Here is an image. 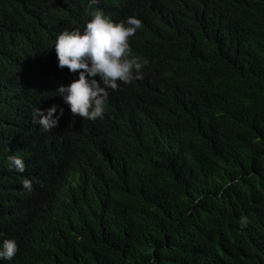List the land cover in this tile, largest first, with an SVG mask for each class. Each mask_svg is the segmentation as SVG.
Returning a JSON list of instances; mask_svg holds the SVG:
<instances>
[{
    "label": "trees",
    "instance_id": "1",
    "mask_svg": "<svg viewBox=\"0 0 264 264\" xmlns=\"http://www.w3.org/2000/svg\"><path fill=\"white\" fill-rule=\"evenodd\" d=\"M96 7L141 20L148 63L90 121L55 94L75 76L52 49L88 0H0V240L18 246L0 264H264V0ZM52 105L45 132L33 113Z\"/></svg>",
    "mask_w": 264,
    "mask_h": 264
},
{
    "label": "clouds",
    "instance_id": "2",
    "mask_svg": "<svg viewBox=\"0 0 264 264\" xmlns=\"http://www.w3.org/2000/svg\"><path fill=\"white\" fill-rule=\"evenodd\" d=\"M99 0H88V13L83 31L79 29L60 32L55 37L54 49L57 67L67 68L75 78L67 84L57 87L55 94L60 96L73 117L90 121L102 119L105 115L109 90L119 87L118 81L130 84L143 79L142 69L147 65L146 59L131 56L129 38L141 28L142 22L136 15H130L120 22H114L98 7ZM131 56V58H130ZM98 78V79H97ZM52 105L45 111L39 108L33 113V122L43 131L55 128L63 109ZM8 166L19 173L25 171L23 158L18 155L7 157ZM231 181L224 185L231 187ZM22 187L32 189V181L22 179ZM222 194V193H221ZM249 223L246 216H241L239 225L244 228ZM18 251L14 239L0 240V261H11Z\"/></svg>",
    "mask_w": 264,
    "mask_h": 264
}]
</instances>
